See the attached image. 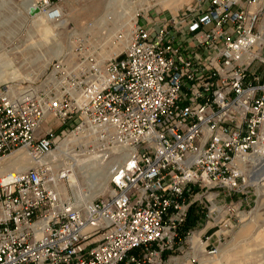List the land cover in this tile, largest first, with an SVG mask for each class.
Listing matches in <instances>:
<instances>
[{"label": "built area", "instance_id": "obj_1", "mask_svg": "<svg viewBox=\"0 0 264 264\" xmlns=\"http://www.w3.org/2000/svg\"><path fill=\"white\" fill-rule=\"evenodd\" d=\"M65 1L34 0L29 11L61 22ZM66 64L53 67L58 92L0 87V161L20 149L32 159L0 174V264H196L216 255L258 188L247 168L264 151V0L139 11L119 54L86 57L69 72ZM89 126L130 153L111 170L109 190L80 207L57 190L64 170L43 158Z\"/></svg>", "mask_w": 264, "mask_h": 264}, {"label": "rangeland", "instance_id": "obj_2", "mask_svg": "<svg viewBox=\"0 0 264 264\" xmlns=\"http://www.w3.org/2000/svg\"><path fill=\"white\" fill-rule=\"evenodd\" d=\"M190 1L132 0L131 4L123 3L122 5L118 0H66L64 19L61 22L47 21V27L51 28V31H47L46 27L38 29L37 25L35 26L34 20L39 17H32L26 13L25 0H0V87L13 83L17 87L33 85L35 88H51L52 91L58 92L56 88L60 85L56 86L52 79L53 67L58 61L64 59L63 61L67 64L63 69L68 72L75 66L76 69L79 66L78 63L83 62L86 57L93 56L96 60L103 62L124 49L131 25L139 11L164 16L177 11ZM109 11H112V15L110 19H107L106 15ZM123 14L127 18L131 17V25L120 30L115 29L117 23H125ZM102 20H105L106 24L99 26ZM58 45L62 47L59 50L60 55L54 56V50ZM59 74L63 75V72ZM87 133L88 131L73 133L71 130L65 136H61V140L68 137L67 141L71 143V150L79 155L80 160L106 154L104 160L111 171L120 162L115 161L117 160L115 155L118 152L113 148L116 144L109 133L106 136L100 131L95 135L82 136ZM58 146L59 143L55 149ZM9 157L0 163H5ZM31 161H26L28 167ZM262 163V161L255 162L252 170V178L261 183L264 182V170L258 173L256 168ZM67 166L70 167V165ZM76 172H79V169H76ZM97 180L100 182V179ZM76 181L74 195L70 192L69 196L77 199L80 189L89 191L90 188L85 178L77 173ZM108 186L102 191H98L99 187L92 186L91 200L101 195L100 193H105L109 189ZM254 192L252 207L250 209L248 207V215L244 218L246 221L223 240L222 246L234 241L233 247L224 253H227L226 259L224 261L220 259L221 254L217 258L207 256L208 259L215 258L213 264H264V204L262 202L264 185H259ZM89 193L90 191L86 192V196ZM78 205L84 207L85 202ZM201 262L202 260L196 264Z\"/></svg>", "mask_w": 264, "mask_h": 264}, {"label": "bare ground", "instance_id": "obj_3", "mask_svg": "<svg viewBox=\"0 0 264 264\" xmlns=\"http://www.w3.org/2000/svg\"><path fill=\"white\" fill-rule=\"evenodd\" d=\"M33 1L34 0H25L24 10L26 11V13H29V7L33 3ZM118 1H120V3L122 5H123V3H126V4L132 3V0H118ZM111 15H112V11H109L106 15V18L110 19ZM123 15H124L123 20L125 21V23H123V22H122L123 24L117 23L115 29L120 30L123 27L127 28L129 25H131V17L127 18L125 14H123ZM32 17H39L37 20H34L35 26L37 25L36 27L38 29H42V28L46 27L47 31H51V28L47 27V21L48 20L44 16L32 15ZM104 24H106V21L102 20L99 26L104 25ZM131 26H133V25H131ZM129 35H130V33H129ZM126 37H128V35H126ZM121 44H123L122 40H121ZM61 48H62L61 45L57 46V49L54 50V56L60 55L59 50ZM63 60H61L60 62H63ZM56 70L57 69H54V74H55ZM14 77L12 79H14ZM52 79H55L54 75H53ZM44 125H46V123H44ZM89 128H90V130H88ZM89 128H87V129L85 128L83 131H80L79 133H83V132L88 131L87 134L82 135V136H87V135H95V134L99 133L100 131H108V129L101 130L100 128L95 127V126H89ZM108 133H109V136L112 135V132H108ZM67 138L60 140L58 148L54 149L48 156L43 158V161H52L54 167L57 170L63 169L64 173L68 176L67 182H65V180H64V181L59 182V184L57 185V190L60 193L64 194L65 196H69L70 192H72V194H73V189L77 185L76 173L82 175L89 185L88 187L90 188L89 189L90 193L86 196V192H89V191L88 190L82 191L80 189V192L78 194L77 199H76V197H74V198L78 204H80L81 202H85V205H88V203L91 201V197H92V196H90L92 186H97L100 188L98 191H102L104 189V187H107L109 182H110L111 171H109V169H108V163L105 162V160H104L106 154H102V155L99 154L97 157H94L91 159H89V157H88V159L80 160L79 155L76 153H73V151L71 150V148H70L71 143H70V141H67ZM113 149H116L117 150L116 152H118L115 155V157L117 159L115 161H117V162L120 161L118 164H120L126 158V156L130 153V151L128 149L122 148L119 145H116ZM109 153H110V151H109ZM263 158H264V151L262 149L260 152L255 153L250 157V160L252 161V167L247 168L248 175L251 178L250 182L252 184H258V186L259 185L263 186L264 182L261 183L259 181L258 182L255 181L252 178V175H253L252 170L255 167V162L258 163L260 161H262L263 163L259 167H257L256 170L258 171V173H260L264 170ZM31 160L32 159L29 156V154L27 152H25L23 149L17 150L13 154L10 155V157L8 158V160L5 163H0V174H3L5 172H7L8 170H15V169L24 170L28 167L26 161H31ZM239 164L241 165L242 168H245V165H243L241 162H239ZM67 165H70V167H68ZM76 169H79V172H76ZM97 179H100V182ZM100 194H102V193H100ZM88 198H89V200H88ZM262 202L264 204V198L262 199ZM245 221L246 220H243V222L241 223V226ZM226 245L227 244L221 246L219 249V252L216 255L201 254L199 257V262H200L201 258L205 257V256L206 257L207 256L217 257L219 254H221V252L224 250ZM208 261L210 263H213L214 259L208 260ZM188 264H190V262ZM201 264H206V261H202Z\"/></svg>", "mask_w": 264, "mask_h": 264}, {"label": "crops", "instance_id": "obj_4", "mask_svg": "<svg viewBox=\"0 0 264 264\" xmlns=\"http://www.w3.org/2000/svg\"><path fill=\"white\" fill-rule=\"evenodd\" d=\"M239 234V233H238ZM241 234V233H240ZM233 243H234V241H231L230 243H228V245L224 248V250L221 252V259L224 261L225 259H226V256H227V253L226 254H224L225 252H227L228 250H230L232 247H233ZM220 256V254L217 256V257H219ZM217 257H215V258H217ZM215 258H213V259H215ZM213 259H208V257H202L201 258V260L202 261H206V264H210V262L208 261V260H213ZM202 263V262H201ZM191 264V263H190ZM211 264H213V263H211Z\"/></svg>", "mask_w": 264, "mask_h": 264}, {"label": "water", "instance_id": "obj_5", "mask_svg": "<svg viewBox=\"0 0 264 264\" xmlns=\"http://www.w3.org/2000/svg\"><path fill=\"white\" fill-rule=\"evenodd\" d=\"M37 12H38V10L33 8V7L29 11L30 15H35Z\"/></svg>", "mask_w": 264, "mask_h": 264}]
</instances>
